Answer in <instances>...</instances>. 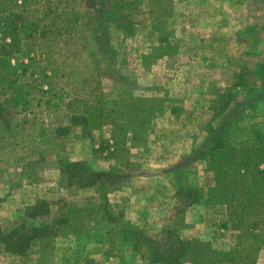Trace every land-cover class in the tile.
I'll return each instance as SVG.
<instances>
[{
	"label": "rangeland",
	"instance_id": "rangeland-1",
	"mask_svg": "<svg viewBox=\"0 0 264 264\" xmlns=\"http://www.w3.org/2000/svg\"><path fill=\"white\" fill-rule=\"evenodd\" d=\"M36 1L29 4L31 23L56 18L62 24L63 14L46 15L48 0ZM106 9L112 18L102 28L94 9L71 5L68 13L83 15L71 35L55 39L47 29L42 45L31 39L30 54L14 60L35 59L18 83L26 85L29 110L27 116L14 111L11 126L24 124L19 144L0 127V233H30L62 215L73 222L24 256L0 241V264H151L133 239L125 240L126 208L139 197L148 202L141 214L152 221L150 237L163 248L182 238L227 252L237 241L226 206L212 194L214 158L205 151L213 130L229 145L250 147L264 137V0H108ZM101 95L121 97L123 106L103 111ZM13 106L10 96L6 119ZM85 111L87 126L70 124L73 113ZM66 126V133L57 132ZM41 130L46 143L39 141ZM133 138L144 141L141 155L130 151ZM68 163H86L72 181L61 171ZM89 168L106 176L79 188ZM153 175L163 178L137 179ZM102 233L109 234L103 245L85 238ZM255 260L264 264V245Z\"/></svg>",
	"mask_w": 264,
	"mask_h": 264
},
{
	"label": "trees",
	"instance_id": "trees-1",
	"mask_svg": "<svg viewBox=\"0 0 264 264\" xmlns=\"http://www.w3.org/2000/svg\"><path fill=\"white\" fill-rule=\"evenodd\" d=\"M10 1L12 9L7 7L8 0H0V96L3 98L0 100V127L1 124L6 127L4 134L13 132V139L19 144L17 134H20V129H23L24 124L17 123L12 127V121L16 114L26 115L29 110L25 109L28 106L25 99L27 94L23 92L26 85L22 86L18 83L22 81L20 79L22 78L21 75L23 77L27 76L28 70L34 64L35 59L33 57V60L28 59L31 65H28V61L27 63L22 61V63L14 64V60L18 59L16 56L20 55V57L26 58L30 54L28 42L31 39L40 41L42 45L46 39L47 29L52 30L55 39L65 37V34L68 33L71 35L73 26L77 29L83 16L80 10L68 13V8L73 4H76L79 9H94L99 14L97 22L102 28L106 24V20L112 18V13L106 9L108 0H60L61 6L65 9L61 8L59 2H57L58 0H55L56 2L48 0L46 15L50 13L63 14L62 21H60L62 24L58 26L57 23H54L56 18H52L50 25L45 23L46 25L42 26L41 23L44 22L42 19H38L35 23L28 20L29 15L34 14L30 13L29 4L37 2L36 0ZM54 2L56 5H54ZM41 10L37 9V12L39 13ZM43 12L45 13V10ZM36 33L37 36L34 35ZM103 43V45L107 44L106 41H103ZM42 52L37 53V56L42 58ZM38 74V76L41 75L40 72ZM12 87L13 94L8 97L7 89ZM10 96H13L15 106H13V116L6 119L5 115L10 106ZM97 100V104L102 105L101 110L103 111L123 106L121 97L117 99L101 95ZM16 107L21 109H16ZM85 107L89 108L91 106L86 105ZM15 110L18 113L14 112ZM85 112L81 115L73 113L70 117V124L87 126L91 117L87 113L88 111ZM69 128V126H66L56 130L63 135ZM223 131L224 129H220L218 133ZM214 133H216V130H213L211 132L212 136L210 135L207 139L208 150L205 151L207 155L209 153L213 154L214 158L212 171L215 176V187L211 191L212 194L219 193V204L226 206L230 228L237 232V241L233 248L227 252L216 251L210 244L205 242L182 238L176 239L168 247L163 248L161 244L145 235L141 230L128 225L125 240L133 239L134 248L146 253L148 262L151 264H182L185 261H190L192 264H256L255 256L260 247L264 245V137L258 135L256 137L257 142L250 147H246L242 143L229 145L227 140H219L216 135L213 136ZM46 134V131H40L39 141L41 143L48 141ZM135 141L136 139L133 138L132 142ZM116 144L124 146L127 141L120 142L117 140ZM20 160H17V162H21ZM85 164L68 163L61 171L66 174L67 180L72 181L77 176L76 167ZM87 172L86 179H79V188L95 186L98 182H103V177L106 176V174L97 173L91 168ZM107 214H109L111 221H117L112 211ZM72 222L67 216L62 215L54 221L52 226L34 227L30 233H17L14 231L6 235L0 233V241L9 253L24 256L36 241L52 236L55 234L53 233L54 229L71 225ZM85 264L102 263L88 259Z\"/></svg>",
	"mask_w": 264,
	"mask_h": 264
},
{
	"label": "crops",
	"instance_id": "crops-1",
	"mask_svg": "<svg viewBox=\"0 0 264 264\" xmlns=\"http://www.w3.org/2000/svg\"><path fill=\"white\" fill-rule=\"evenodd\" d=\"M142 142H144V141L140 140V139L136 140L135 142H132V148L130 149V151L132 152L133 150H137L138 154L141 155L140 154L141 151L142 152L144 151V147H141V143ZM173 173H175V172L173 171ZM211 173H213V171ZM161 175H164V174H161ZM161 175H153V176H148V177L140 176L137 179H143V180H147V182H150L152 180H157V178L158 179L159 178L162 179L163 177ZM165 178L169 182L168 185L170 186V177H167V175L165 174ZM166 185L167 184L165 183L162 188L166 189ZM139 190H141V187L139 188ZM129 206H131L132 210H130L129 208H126L127 213L129 214V216L127 215V217H126V220L129 222V224H131L135 228H137L139 230L143 229L145 231L144 234L150 237L152 235V233H150L148 230L153 227V226H151L152 225V221L149 219V217L145 218V215L147 216L148 213H145L144 216H142V214H141V212L143 213L144 210H146L145 212H148V202H147V200L145 198H143V200H142L139 197L138 199H134L133 203H130L128 205V207ZM123 210H125V208H123ZM130 212H132V216L130 215ZM108 235L109 234H107V233H102V234H96L94 236H87L85 238L90 243H97V244L100 243L101 245H103L104 241H105L104 238H106ZM104 253H105V251L102 253V256L104 255ZM91 257L94 258L95 256H91ZM104 263L109 264V262H107L106 259H105Z\"/></svg>",
	"mask_w": 264,
	"mask_h": 264
}]
</instances>
